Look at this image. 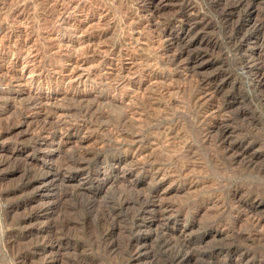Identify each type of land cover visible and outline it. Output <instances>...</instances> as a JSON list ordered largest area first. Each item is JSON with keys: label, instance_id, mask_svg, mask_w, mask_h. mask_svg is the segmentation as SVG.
Listing matches in <instances>:
<instances>
[{"label": "rangeland", "instance_id": "1", "mask_svg": "<svg viewBox=\"0 0 264 264\" xmlns=\"http://www.w3.org/2000/svg\"><path fill=\"white\" fill-rule=\"evenodd\" d=\"M0 264H264V0H0Z\"/></svg>", "mask_w": 264, "mask_h": 264}, {"label": "bare ground", "instance_id": "2", "mask_svg": "<svg viewBox=\"0 0 264 264\" xmlns=\"http://www.w3.org/2000/svg\"><path fill=\"white\" fill-rule=\"evenodd\" d=\"M241 5V2L239 1V3L238 4H236L234 7L235 8H237L238 6H240ZM233 8V7H232ZM235 8H233V9H235ZM233 9H230V11H232ZM257 30V29H256ZM259 30V29H258ZM86 41H88V40H90V39H85ZM235 40H237V39H235ZM239 40V39H238ZM237 40V41H238ZM243 41L245 40V39H242ZM90 42V41H89ZM88 42V44H90ZM236 42V41H235ZM239 42H237V44H238ZM238 46V45H237ZM237 46H236V48H237ZM89 48V46L87 47V49ZM92 48H90V50H91ZM88 51V50H87ZM92 51H93V49H92ZM108 51V50H107ZM115 51V50H114ZM119 51V50H118ZM109 52V51H108ZM111 52V51H110ZM107 53V52H106ZM116 53V52H115ZM117 54H119V53H117ZM110 55H113V54H111L110 53ZM120 56V55H119ZM176 56V55H175ZM174 56V57H175ZM96 57V56H95ZM105 57V56H104ZM116 57V56H115ZM114 57V58H115ZM173 57V56H172ZM171 57V58H172ZM92 59V58H91ZM117 59V58H116ZM93 60V59H92ZM97 60V59H96ZM100 60V59H99ZM172 60H173V58H172ZM172 62V61H171ZM173 63V62H172ZM174 64V63H173ZM120 68V67H119ZM260 68V67H259ZM252 69V68H251ZM255 72V74L257 75V77H258V79H260L261 78V75L262 74H260V71H259V69H257L256 71H254ZM252 73H253V70H252ZM23 75V71H22V73H21V75L20 76H22ZM39 76V78L41 77V74L39 73L38 74ZM57 77V76H56ZM72 77V76H71ZM66 78H70V77H66ZM65 79V77L63 76V77H61L60 78V81H63ZM212 79L211 78H209L208 79V81L210 82ZM58 81V80H57ZM207 81V82H208ZM215 81V80H214ZM54 82V81H53ZM56 82V81H55ZM59 83V82H58ZM212 83V82H211ZM50 84H51V82H50ZM56 84V83H55ZM61 84V83H60ZM69 84V83H68ZM57 85V84H56ZM54 86V85H53ZM48 87V86H47ZM113 88V87H112ZM55 89H57V88H55ZM115 89V88H114ZM52 90V89H51ZM29 93H31V92H29ZM31 98H32V100H31V104L32 103H34L35 104V102L37 103V101H39V102H41L42 101V97L41 96H38V95H32L31 94ZM45 99V98H44ZM47 99L49 100V97H47ZM41 111H36L35 113H34V115H38L39 113H40ZM55 113H59V111L58 110H56V112ZM61 113V112H60ZM41 114V113H40ZM42 115V114H41ZM44 115H46V114H44ZM58 119V118H57ZM60 121H62V120H60ZM47 122V121H46ZM51 122V121H50ZM49 124V123H48ZM52 124V123H51ZM62 124H63V122H62ZM50 125V124H49ZM52 126V125H51ZM50 126V127H51ZM65 126V125H64ZM36 127V126H35ZM67 128H61V127H59L54 133V135H51V136H49L48 134H41V135H39V136H42V140H44V144H48V143H50V144H52V143H56L57 144V146H61V147H63L64 145H66L68 142H69V140L71 139V140H73V142H74V145H75V147L77 148V150H78V148H79V150H80V148H81V144L83 143V141L85 140V139H83L82 137H81V130L82 129H84V127H83V125L82 124H76V125H71V126H66ZM41 128H45V127H41ZM54 128V127H53ZM51 130H52V127L50 128ZM54 130V129H53ZM41 131V130H40ZM47 132V131H46ZM52 134V133H51ZM84 134V133H83ZM74 147V148H75ZM126 150V149H125ZM101 151V150H100ZM137 151V150H136ZM139 151V150H138ZM136 152V153H139V152ZM133 153H135V151L133 152ZM140 154V153H139ZM139 154H136V155H139ZM49 157H50V162H46V164L48 165H46V168H48V170H51V172L52 171H54L55 172V176H56V178H57V180L58 181H60L61 179H62V177L66 174V173H69V172H66V171H64L63 169H61V166L59 167L58 165H56V163L53 161V155H49ZM131 160V159H130ZM126 161H128L125 157H116L115 159H113V164L115 165V166H117L118 167V173H122L123 174V177L124 178H126V177H128V175H127V171L126 170H124L123 168H122V166L124 165V163H126ZM132 162H135L137 165H138V162H137V160H131ZM76 164V163H75ZM77 165V164H76ZM136 165V166H137ZM79 166H80V164H79ZM135 166V165H134ZM125 167V166H124ZM78 168V167H77ZM41 169H42V167H41ZM73 169V168H72ZM78 169H80V168H78ZM78 169H76V170H78ZM136 169V168H135ZM46 170V169H45ZM75 170V171H76ZM90 171V170H89ZM131 171V170H130ZM70 174V173H69ZM81 174H84V173H81ZM86 175L84 176V177H81L82 178V180L81 181H83V182H87V183H91V180H92V178H91V173H85ZM95 174V173H94ZM130 174H132L131 172H130ZM96 175V177H98L99 175L98 174H95ZM76 176H78V175H76ZM83 176V175H82ZM105 176V175H104ZM104 176H103V174L101 175V177H99L97 180H98V184H103L104 182H105V178L107 177H105L104 178ZM93 177V176H92ZM64 178V177H63ZM63 182V181H62ZM55 183L53 182V183H51L50 185L51 186H53ZM134 185V184H133ZM54 188H55V186H53ZM156 195H157V193H156ZM148 198V197H147ZM156 198V197H155ZM126 203V202H125ZM145 205V204H144ZM159 205V204H158ZM146 206V205H145ZM150 206V205H149ZM160 206V205H159ZM158 206V207H159ZM152 207V206H151ZM158 207H155L154 209H152V208H149V209H152V210H150L151 211V213L153 214L152 216H155V214L156 213H158V214H161L162 215V213L165 211V208H167V207H164V209H159ZM171 207V206H170ZM186 207V206H185ZM45 210V209H44ZM146 211H147V209H146ZM149 210H148V212H150ZM160 216V215H159ZM258 221V220H257ZM256 224V223H255ZM166 242V241H165ZM168 245V244H167ZM137 247V246H136ZM176 251V250H175ZM178 251V250H177ZM176 251V252H177ZM183 251V250H182ZM188 253L187 252H183V253H180L179 255H177L178 256V258H179V260H183V259H187V257H186V255H187ZM136 256V255H135Z\"/></svg>", "mask_w": 264, "mask_h": 264}]
</instances>
